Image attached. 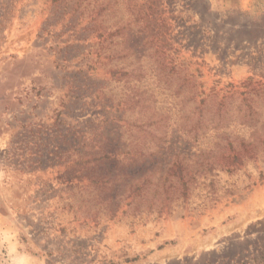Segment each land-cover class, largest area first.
Masks as SVG:
<instances>
[{
    "label": "rangeland",
    "instance_id": "rangeland-1",
    "mask_svg": "<svg viewBox=\"0 0 264 264\" xmlns=\"http://www.w3.org/2000/svg\"><path fill=\"white\" fill-rule=\"evenodd\" d=\"M155 53L184 68L186 96L155 76ZM194 90L264 98V0H0V264H264L255 168L205 207L128 205L157 163L116 152L134 104L164 111Z\"/></svg>",
    "mask_w": 264,
    "mask_h": 264
},
{
    "label": "trees",
    "instance_id": "trees-1",
    "mask_svg": "<svg viewBox=\"0 0 264 264\" xmlns=\"http://www.w3.org/2000/svg\"><path fill=\"white\" fill-rule=\"evenodd\" d=\"M149 56L152 71L165 80L167 89L177 97L186 96L190 81L182 75L184 68L163 53ZM137 66L134 75L141 80L144 67ZM192 93L193 98H174L164 111L149 110L150 103L143 105L147 96L134 104L140 106V117L126 127L127 141L121 140L126 147L116 152L123 153L126 165L157 159L152 169L129 182L126 197L132 198L128 205L137 211L145 207L159 212L205 207L255 184L252 178L256 173L259 180L264 178V169L259 166V162L264 163V98L242 97L244 92L237 91L224 98H195L199 92ZM169 141L173 145L165 149ZM98 148L102 152L98 158H111L102 145ZM224 173L238 175L229 185V180L221 182ZM240 178L241 184L246 180L249 184L240 187ZM101 182L105 178L95 181L99 188L104 185Z\"/></svg>",
    "mask_w": 264,
    "mask_h": 264
},
{
    "label": "clouds",
    "instance_id": "clouds-1",
    "mask_svg": "<svg viewBox=\"0 0 264 264\" xmlns=\"http://www.w3.org/2000/svg\"><path fill=\"white\" fill-rule=\"evenodd\" d=\"M6 264H22V262L19 261L16 257H12L9 261L6 262Z\"/></svg>",
    "mask_w": 264,
    "mask_h": 264
}]
</instances>
